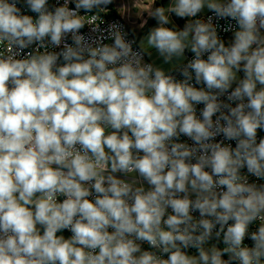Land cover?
I'll return each instance as SVG.
<instances>
[{
    "label": "clouds",
    "instance_id": "clouds-1",
    "mask_svg": "<svg viewBox=\"0 0 264 264\" xmlns=\"http://www.w3.org/2000/svg\"><path fill=\"white\" fill-rule=\"evenodd\" d=\"M112 3L0 0V264H264V0Z\"/></svg>",
    "mask_w": 264,
    "mask_h": 264
},
{
    "label": "rangeland",
    "instance_id": "rangeland-1",
    "mask_svg": "<svg viewBox=\"0 0 264 264\" xmlns=\"http://www.w3.org/2000/svg\"><path fill=\"white\" fill-rule=\"evenodd\" d=\"M118 10L123 15V18L132 28L135 33V38L137 39V45L139 46L143 38L145 37L148 29L155 25V21L149 19L148 12L145 11L147 5H149L152 0H113ZM168 0H156L155 6L167 5ZM147 21V23H145ZM153 60L160 63L153 54ZM182 61H180L181 63ZM164 67H168L164 65Z\"/></svg>",
    "mask_w": 264,
    "mask_h": 264
},
{
    "label": "built area",
    "instance_id": "built-area-1",
    "mask_svg": "<svg viewBox=\"0 0 264 264\" xmlns=\"http://www.w3.org/2000/svg\"><path fill=\"white\" fill-rule=\"evenodd\" d=\"M114 21H119L120 24L123 25L124 29L126 30V32L128 34L127 35V38L129 40H134L135 41V43L133 44V47L134 48L135 47H138V45H137V39L135 38V35H134L135 33L132 31V28L129 25V23H127L125 21V19L123 18V15L118 10L117 6L115 5V3L113 1V3L107 7V9L105 10V12L100 15V19H98L96 21V23L98 25H100L101 27H104L107 24H109L111 22H114ZM178 23H179L180 26L183 25V21H178ZM83 31L87 32L88 31L87 27ZM223 35L226 38H230L231 33H224Z\"/></svg>",
    "mask_w": 264,
    "mask_h": 264
}]
</instances>
